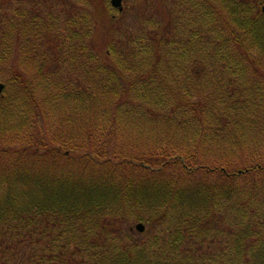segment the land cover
I'll list each match as a JSON object with an SVG mask.
<instances>
[{
  "label": "trees",
  "instance_id": "1",
  "mask_svg": "<svg viewBox=\"0 0 264 264\" xmlns=\"http://www.w3.org/2000/svg\"><path fill=\"white\" fill-rule=\"evenodd\" d=\"M29 2L0 0V264H264V0L107 50Z\"/></svg>",
  "mask_w": 264,
  "mask_h": 264
},
{
  "label": "rangeland",
  "instance_id": "2",
  "mask_svg": "<svg viewBox=\"0 0 264 264\" xmlns=\"http://www.w3.org/2000/svg\"><path fill=\"white\" fill-rule=\"evenodd\" d=\"M25 5L36 4L37 0H21ZM45 1V0H38ZM57 6H65L72 8L73 12L78 14H89L94 28V43L101 50H107L109 46L119 41V45L124 47L128 41L126 38L137 37L140 31L148 25L151 16L156 17L159 21L168 22L170 16L177 18L179 13L174 15L178 9L174 6L175 0H123V11L112 7L111 0H54ZM88 7L86 11L85 8ZM25 9L32 10V8ZM264 9V7H263ZM179 10L181 8L179 7ZM186 10V9H185ZM188 12V10H187ZM186 13V12H185ZM165 23V22H164ZM182 26V24H181ZM104 53V52H103ZM0 82L4 83L3 80ZM5 84V83H4ZM136 225H126L128 229H132L135 233L143 235L136 230Z\"/></svg>",
  "mask_w": 264,
  "mask_h": 264
},
{
  "label": "water",
  "instance_id": "3",
  "mask_svg": "<svg viewBox=\"0 0 264 264\" xmlns=\"http://www.w3.org/2000/svg\"><path fill=\"white\" fill-rule=\"evenodd\" d=\"M122 2L123 0H111V5L114 7V8H117L119 9L120 12L123 11V6H122ZM264 11V9H263ZM5 84L0 82V96L3 95L4 91H5ZM136 230L139 232V233H143L145 231V226L143 224H138L136 226Z\"/></svg>",
  "mask_w": 264,
  "mask_h": 264
}]
</instances>
